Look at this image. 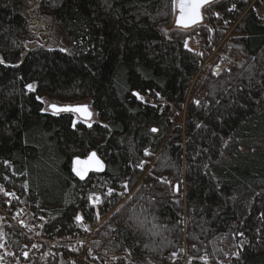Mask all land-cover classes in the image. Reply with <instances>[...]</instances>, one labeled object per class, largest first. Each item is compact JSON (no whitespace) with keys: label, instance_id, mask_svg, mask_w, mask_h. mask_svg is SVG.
Wrapping results in <instances>:
<instances>
[{"label":"trees","instance_id":"obj_1","mask_svg":"<svg viewBox=\"0 0 264 264\" xmlns=\"http://www.w3.org/2000/svg\"><path fill=\"white\" fill-rule=\"evenodd\" d=\"M251 1L213 0L182 28L176 0H39L62 50L29 48L27 0H0V206L15 191L12 210L26 208L29 234L48 239L83 238L81 212L111 264H264V22ZM192 37L199 50L187 47ZM221 41L238 60L214 73ZM44 98L88 100L97 120L46 111ZM185 102V125L174 126L169 108ZM91 151L105 168L79 180L72 161ZM146 151L155 156L143 176ZM124 185L136 187L121 203ZM20 229L5 228L0 254L37 264ZM73 242L52 246L44 264H80L82 253L85 264H110Z\"/></svg>","mask_w":264,"mask_h":264},{"label":"rangeland","instance_id":"obj_2","mask_svg":"<svg viewBox=\"0 0 264 264\" xmlns=\"http://www.w3.org/2000/svg\"><path fill=\"white\" fill-rule=\"evenodd\" d=\"M37 1H39V0H27L26 5H25V9H24L31 17L30 20H31L32 25H33L32 31H33V35H34L33 39L27 43V46L29 48H33V47H36L38 45H44L45 47L50 48V49H62V50L67 49L68 46L66 44V41L63 38L61 28L53 21V19L50 16L42 14L37 9ZM251 6H253L254 9L257 11V13L261 19V22H264V20H263L264 6L262 4H259L257 0H252L250 2L249 7H251ZM243 15L244 14H242V16ZM220 17H221L220 14H216V18H220ZM172 25H173V22H172ZM223 25L225 27H227V30H229L227 33V35H228L230 33V31L232 30L234 24L231 22L230 18L229 19L226 18L225 23H223ZM200 44H201V40H200V38H197V37L189 38L186 41L187 47H189L193 50H196V49L199 50ZM221 44H222V41L219 45H217V47L214 49V51L211 54V56H213L214 54L219 56V61L212 68V71L214 73H218L224 69H228L234 61L238 60V56L233 50H231V49L222 50L220 48ZM220 53H224V56L221 57ZM226 54H230V56H227ZM221 58H225V61H226V63L224 64L225 66L223 68L221 67L222 69L218 68V67L216 68V66L221 63L220 62V61H222ZM189 90L190 91H189V94L187 95V98L191 97L195 91L194 80H193V83L191 84ZM142 98L145 102L155 103L154 98L152 96H148V97L143 96ZM43 101L45 104V110L49 111V112H51L49 110L50 105H65V104L58 102L57 100H52V99H48V98H44ZM161 102H162V108H163L164 105H166V104L164 101H161ZM79 104L88 105L89 109L92 111V119L90 121H84L86 124L89 125L92 122L97 120L96 112L92 109L88 100H86L82 103H79ZM186 105H187V102H185L183 110H176L172 107L169 108V116L173 120L174 126H181L182 128L184 127ZM77 120H80V119L77 117ZM145 153H147V155H146L147 157L144 158V160H142L143 162L141 165V167H143V176L146 175V173L149 171V168L153 164V159L155 156V154H152L151 158H149V155H151L150 152L148 153L146 151ZM141 179L142 178H140V180ZM127 187L128 186H126V185L121 187V190H120L121 203L124 202V200H126L131 195V193L135 189L136 185L134 187H131V188H129V187L127 188ZM106 193H109V190L106 191ZM9 195H10V201L8 200V205H6L4 208L0 206V250H2V251L4 249L3 246H4V243L6 241V237H5V231L6 230H5V228H7L9 225L15 226L13 223H16L17 226H15V227H18L20 229V224H22L24 227H26L27 222L29 221V218H27V216L25 218H23V213L21 212L22 209L18 211L19 214H18V212H15L12 210L13 204H14V202L12 201L13 200L12 195L17 196L15 191H10ZM24 209H26V208H24ZM16 216L19 217L20 220H18V218ZM107 217H108V214L104 218H99L96 225L98 226ZM22 220L24 222H22ZM79 222L84 227L85 231H87L86 235L83 238H79V242L78 241L76 242V240H75L76 238L70 240L69 239L70 237L68 238L67 236H64L61 238L55 237V238H53V240H54L53 244L54 245H52V246L54 247L58 242H60V240L61 241H68V242L69 241H71V242L75 241L76 244L73 242V244H72L73 246H77V247L83 249L84 244H86V247L91 251L90 253L94 252L97 248L94 249V247L93 248L91 247L90 237H91L92 233L94 232L95 227L89 226L87 223L84 222L83 219L80 220ZM20 230H22V232L27 233L26 228L20 229ZM85 239H86V241H85ZM80 241L82 242V245H80V243H81ZM97 252H99L105 258V260L110 262V264L115 261L116 256L114 254H109L105 251L107 253L106 254L104 252L98 251V249H97ZM84 258H85V256L82 253L80 264H85ZM0 264H9L8 258H6V256L3 257L1 254H0Z\"/></svg>","mask_w":264,"mask_h":264},{"label":"water","instance_id":"obj_3","mask_svg":"<svg viewBox=\"0 0 264 264\" xmlns=\"http://www.w3.org/2000/svg\"><path fill=\"white\" fill-rule=\"evenodd\" d=\"M213 0H208L207 3L211 2ZM184 3L185 5V9H184V12L182 14L181 12V3ZM191 3H192V0H176V16H175V21H174V24L175 26L177 27H182V28H189V27H192L193 25L201 22L202 20V16H201V10H202V7L204 5H206L207 3H204L200 6L199 8V16L196 17L195 19L192 18V12H191ZM183 15V19H181ZM57 108L54 109L52 107V105L49 106V110L53 113H59V112H72L74 113L80 120L82 121H90L92 119V111L89 109L88 105L86 104H74V105H56ZM83 106H86L87 108V113H89V115H85L84 113H78V112H75V111H61V110H58V109H63V108H67V107H72V108H75V107H83ZM91 153H95L96 154V157L99 159V161L102 163V169L101 170H96V167H95V164L94 162L92 161H89V156ZM77 158H79V160L82 162V164L80 165L81 167H87L88 168V172L86 173V176L85 178L88 177L89 173L90 172H102L105 168V164L103 162V160L98 156V154L95 152V151H91L85 158H80V157H75L72 161V172L75 174V172L73 171V168L76 167V160ZM75 176L79 179V180H84V179H80V177H78L76 174ZM174 192L177 193L178 192V185L175 184L174 186Z\"/></svg>","mask_w":264,"mask_h":264},{"label":"built area","instance_id":"obj_4","mask_svg":"<svg viewBox=\"0 0 264 264\" xmlns=\"http://www.w3.org/2000/svg\"><path fill=\"white\" fill-rule=\"evenodd\" d=\"M231 53V52H230ZM227 56H230V54H226ZM232 55V54H231ZM220 56L222 57V56H224V53H220ZM221 60L222 61H220L221 63L220 64H218L217 66H216V68L218 67V68H223L225 65V63H226V61H225V58H221ZM221 68V69H222ZM145 97H148V96H145ZM0 192H2V186L0 185ZM12 199H14V195H12ZM96 198H98L97 199V202L96 203H92L91 201L93 200V199H96ZM8 200L10 201V195H8V197H7V201H6V203H7V205H8ZM100 200H101V196H100V194H98V193H93V194H91L90 195V202H91V204H93V205H96V204H98L99 202H100ZM21 212L23 213V218H25L26 216H27V210L26 209H22L21 210ZM18 214H19V212H18ZM78 215H80L81 217H82V215H81V212H79L78 213ZM18 216V215H17ZM16 216V217H17ZM18 218V220H20V218L19 217H17ZM83 218V217H82ZM22 222H24L23 220H22ZM21 222V223H22ZM83 222V221H82ZM13 223V222H12ZM15 226H17L16 225V223H13ZM32 227H33V223L31 222V221H28L27 222V225H26V227H24L22 224H20V228H22V229H25L26 228V231H27V233H28V235L29 236H33L32 237V246H31V248L27 251V254H30V255H34V253L35 252H37V251H39L40 252V254H39V260H38V263L37 264H44V262L46 261V258H47V256L49 255V254H51L52 253V245H54L53 243V239H48V238H43L42 236H41V232L40 231H37V233L35 234V235H32L31 233L29 234V231H30V229H32ZM39 228H41V227H39ZM72 239H75V238H72ZM76 242L78 241L79 242V238H77L76 237ZM85 241H86V239H85ZM81 242V241H80ZM43 243L45 244V246L43 247ZM80 245H82V242L80 243ZM93 248V247H92ZM88 248L86 247V244H84V246H83V250L84 251H87L88 253H90L91 251L88 249ZM93 250V249H92ZM110 263V262H109Z\"/></svg>","mask_w":264,"mask_h":264},{"label":"snow or ice","instance_id":"obj_5","mask_svg":"<svg viewBox=\"0 0 264 264\" xmlns=\"http://www.w3.org/2000/svg\"><path fill=\"white\" fill-rule=\"evenodd\" d=\"M208 0H192V3H191V12H192V18L195 19L196 17L199 16V8L202 4L204 3H207ZM181 12L183 14L184 12V9H185V5L184 3L182 2L181 5ZM181 19H183V15L181 17ZM27 87L29 89H31L33 86L32 85H27ZM138 95V94H137ZM37 99H40L39 97H37ZM52 107L54 109L57 108L56 105H52ZM58 110H61V111H75V112H78V113H84L85 115H89V113H87V108L86 106H83V107H75V108H72V107H67V108H63V109H58ZM152 131H156V129H153ZM89 161H92L94 162L95 164V167H96V170H101L102 169V163L99 161V159L96 157V154L95 153H91L90 156H89ZM82 164V162L79 160V158H77L76 160V167L73 168V171L75 172V174L80 177V179H84L85 176H86V173L88 172V168L87 167H81L80 165ZM112 193V190L109 189V194ZM97 199H93L91 202L92 203H96L97 202ZM76 219L78 221L82 220L83 218L78 215L76 217ZM242 235V233H241Z\"/></svg>","mask_w":264,"mask_h":264}]
</instances>
